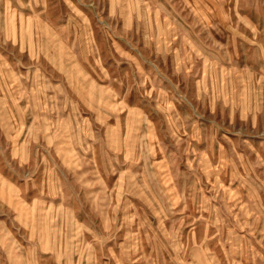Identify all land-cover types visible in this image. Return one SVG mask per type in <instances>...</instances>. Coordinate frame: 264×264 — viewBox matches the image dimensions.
<instances>
[{
	"label": "rangeland",
	"instance_id": "1",
	"mask_svg": "<svg viewBox=\"0 0 264 264\" xmlns=\"http://www.w3.org/2000/svg\"><path fill=\"white\" fill-rule=\"evenodd\" d=\"M0 264H264V0H0Z\"/></svg>",
	"mask_w": 264,
	"mask_h": 264
}]
</instances>
